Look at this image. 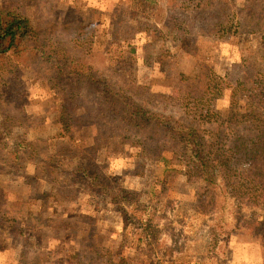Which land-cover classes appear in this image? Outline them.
I'll return each instance as SVG.
<instances>
[{
    "label": "rangeland",
    "instance_id": "obj_1",
    "mask_svg": "<svg viewBox=\"0 0 264 264\" xmlns=\"http://www.w3.org/2000/svg\"><path fill=\"white\" fill-rule=\"evenodd\" d=\"M22 2L33 14L38 0ZM139 2L61 0L60 6L62 15L68 16L73 15L74 7L97 8L100 17L90 29L91 42L109 51L115 66L121 56L134 57L131 71L140 83L152 87V97L166 112L205 116L226 112L227 97H190L179 93L181 74L195 75L203 65L224 76L231 70L237 72V63L250 60L258 72L264 73L261 35L241 32L231 12L216 11L198 18L172 14L167 9V0H145L135 11ZM239 2L244 5L247 0ZM126 8L129 13L123 12ZM119 10L121 23L119 18L115 20ZM143 18L148 25L139 23ZM140 26L142 31L134 32L133 28ZM11 83L5 108L10 113L12 136L8 145L0 143V161L12 158L9 152L18 141L30 140L31 147L22 151L23 166L40 178L39 186L32 188L19 176L0 173V195L8 194L7 203L26 201V197L30 200L23 206V234L17 239L4 236L0 240V264H80L75 254L90 235L97 245L113 251L117 259L124 257L135 264H152L157 259L147 242H138L135 226L123 230V218L117 207L103 202L83 184H76L74 190L66 192L69 197L64 201L58 189L47 196L52 188L44 184V177L39 176L31 162L39 164L44 157H54L55 164H50V170L59 169L60 176L52 175L56 179L64 176V168L100 164L108 174L119 177L120 184L135 189L138 201L151 203V211L161 222L179 227L178 246H184V253L174 254L171 259H191L192 264H264V204L242 209L243 214L233 215L226 210L224 216L218 214L211 220V216L191 208L194 190L185 182V165H171L173 172L164 173L162 162L146 164V157L138 149L118 138L103 139L99 136L94 107L85 97L63 103L59 94L44 87L30 71L17 72ZM67 177L74 179L72 171ZM12 207L14 214L16 207ZM34 249L49 253L50 258Z\"/></svg>",
    "mask_w": 264,
    "mask_h": 264
},
{
    "label": "trees",
    "instance_id": "obj_2",
    "mask_svg": "<svg viewBox=\"0 0 264 264\" xmlns=\"http://www.w3.org/2000/svg\"><path fill=\"white\" fill-rule=\"evenodd\" d=\"M144 1L140 0L135 11ZM167 2L170 13L197 18L216 11L231 12L241 32L261 35L264 44V0H247L244 5L239 0ZM60 3L61 0H38L34 13L30 14L22 0H0L1 144L8 145L12 136L10 113L5 108L12 88L11 78L17 72L30 71L44 87L59 94L63 103L85 97L94 107L99 136L103 139L118 138L138 149L146 157V164L162 162L164 173L173 172L171 165H185V182L194 190L191 208L195 212L214 220L218 214L224 216L226 210L233 215L243 214L242 209L264 204V73L258 72L254 62L237 63V72L231 70L224 76L207 65L195 75L181 74L178 86L181 95L227 97L224 114L168 113L152 97V87L140 83L131 71L134 57L121 56L119 65L115 66L109 51L91 42L90 29L99 19L100 11L95 7H74L72 16L62 15ZM128 10L123 12L129 13ZM120 13L119 10L115 20L119 18L121 23ZM143 20L139 23L148 25L146 18ZM133 29L142 31L141 26ZM70 136L73 137L72 133ZM31 143L27 139L18 141L9 152L12 158L0 161V173L19 176L26 186L37 188L40 177L36 178L23 166L22 151L31 147ZM53 161L54 157H44L39 164L31 161L39 176L44 177V184L52 188L47 196L58 189L64 201L69 197L66 192L74 190L76 184H83L103 202L117 207L123 218V230L132 225L137 228L138 242H147L157 256L152 264H192L191 259L170 258L184 253V246H178L179 227L161 222L151 211V203L138 201L135 189L120 184L119 177L108 174L103 165L68 170L56 165L64 168V176L56 179L52 175L60 174L59 169L50 170ZM2 163L5 164L1 166ZM69 171L73 180L67 177ZM26 201L30 202L27 197ZM26 201L9 204L8 194L0 195V240L4 236L17 239L16 236L23 234L22 211ZM12 205L16 207L15 217L11 214ZM77 252L80 264H135L124 257L117 259L113 251L97 245L92 235L81 243ZM45 254L49 255L41 252Z\"/></svg>",
    "mask_w": 264,
    "mask_h": 264
}]
</instances>
